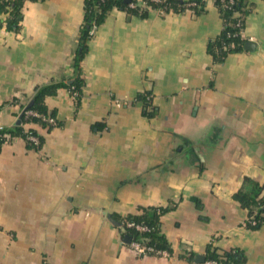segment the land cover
<instances>
[{
	"label": "crops",
	"instance_id": "1",
	"mask_svg": "<svg viewBox=\"0 0 264 264\" xmlns=\"http://www.w3.org/2000/svg\"><path fill=\"white\" fill-rule=\"evenodd\" d=\"M247 2L254 45L222 63L209 52L224 27L215 0L200 14L110 12L81 63L80 104L61 88L46 98L60 125L33 126L43 145L0 150V264H197L211 244L264 264V224L249 228L234 199L246 179L264 186V0ZM84 15L85 0L27 1L11 31L0 13L1 127L39 86L75 78ZM146 208L169 210L172 257L125 242L115 217Z\"/></svg>",
	"mask_w": 264,
	"mask_h": 264
},
{
	"label": "trees",
	"instance_id": "2",
	"mask_svg": "<svg viewBox=\"0 0 264 264\" xmlns=\"http://www.w3.org/2000/svg\"><path fill=\"white\" fill-rule=\"evenodd\" d=\"M27 1L41 2L45 0H0V13L6 14V27L11 31H18L20 23L23 20V8ZM248 0H234L231 4L230 0H215L224 21V27L221 34L212 40L209 44V52L213 55L218 63H222L226 58L236 52H241L245 49L247 40L241 36H235L239 30L236 27L240 16L246 17L249 12ZM135 0H85V15L84 22L80 29L79 35V50L74 58L75 78L68 82H51L48 85L39 86L30 102H33L31 107L24 106L20 123L10 129L4 128L0 132V150L2 146L14 138H23L27 141L30 148L39 149L44 143V137L39 134L37 128L51 131L55 126L43 121V116L56 118V112L50 111L46 106V98L56 96L61 88L74 89L77 93V103L80 104L83 87L85 85L82 78V61L88 51V42L92 38L91 31L94 27H100L114 9L125 11L130 16H138L147 18L151 11L163 10L164 14H182L188 10L196 14L205 12L206 0H163L159 3L147 0L150 9L130 8V4ZM239 15V17L237 16ZM145 96L141 97V101L147 106L144 100ZM0 102V111L3 107ZM32 111L39 114V117L26 116V113ZM152 113H146L152 116ZM58 121V120H57ZM37 128H33V126ZM60 125L58 122L57 126ZM28 126H32L29 127ZM7 134L9 138H3ZM29 135L38 137L39 145L34 146L28 142ZM234 199L248 210L249 219L247 226L252 229H259L264 221V186L254 180L246 179L241 190L234 196ZM168 209L163 208H146L142 209L138 215L128 217H115L120 230H125L126 235L131 236L133 241H138L144 246L153 247L156 250L167 251L170 256H173V249L166 236L162 233L160 218ZM251 221H256V225H252ZM133 222L136 224L145 225L149 231L140 232L135 228H126L125 224ZM126 228V229H125ZM186 257V256H182ZM206 260L215 261L217 264H246L247 257L241 250L223 251L211 244L206 252ZM193 262V256L187 257Z\"/></svg>",
	"mask_w": 264,
	"mask_h": 264
},
{
	"label": "built area",
	"instance_id": "3",
	"mask_svg": "<svg viewBox=\"0 0 264 264\" xmlns=\"http://www.w3.org/2000/svg\"><path fill=\"white\" fill-rule=\"evenodd\" d=\"M152 2L155 3H159L163 0H151ZM230 3L233 4L234 0H230ZM141 8V9H150V7L148 6L147 0H135L134 3L130 4V8ZM157 12L164 16V11L163 10H157ZM239 17V15H237ZM245 21H246V17H244L243 15L239 17V21L236 24L237 29L239 30L237 33H235V36H241L242 38L245 39L244 37V29H245ZM97 28L94 27L93 30L91 31V34L93 35L96 32ZM73 98L77 101V93L74 91V89L70 90ZM144 100L147 102V110L151 111L152 107H153V96L152 94L146 93ZM26 116H35V117H39L40 115L29 111L26 113ZM43 121L47 122L48 124L52 125V126H57L58 121L55 118L52 117H47V116H43ZM4 128L0 126V132L3 131ZM3 138H9V136L7 134L3 135ZM28 142H30L31 144H33L34 146H38L39 145V139L36 136L33 135H29L27 138ZM252 225H256L257 222L256 221H251ZM262 224H264V221H262ZM126 228H135L137 231L140 232H146L149 231V228L145 225H141V224H136L133 222H128L125 224ZM125 228V229H126ZM123 231H125L123 229ZM129 248L130 250L136 254V256L138 257H172L168 254L167 251H161V250H156L153 247H148V246H144L142 245L140 242L138 241H131V243L129 244ZM201 264H217V262L215 261H210V260H206L204 263Z\"/></svg>",
	"mask_w": 264,
	"mask_h": 264
},
{
	"label": "water",
	"instance_id": "4",
	"mask_svg": "<svg viewBox=\"0 0 264 264\" xmlns=\"http://www.w3.org/2000/svg\"><path fill=\"white\" fill-rule=\"evenodd\" d=\"M253 43L252 42H247V44H246V47H253ZM32 104H33V102H30L29 103V105L27 106V107H31L32 106ZM20 119H21V117H20ZM20 123V120L17 122V124H19ZM110 218H111V216H109ZM131 241H132V238H131V236H126L125 237V242L127 243V244H130L131 243ZM206 261V258H205V256H203V255H198V256H196V260H195V262L197 263V264H201V263H204Z\"/></svg>",
	"mask_w": 264,
	"mask_h": 264
}]
</instances>
